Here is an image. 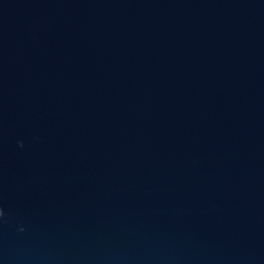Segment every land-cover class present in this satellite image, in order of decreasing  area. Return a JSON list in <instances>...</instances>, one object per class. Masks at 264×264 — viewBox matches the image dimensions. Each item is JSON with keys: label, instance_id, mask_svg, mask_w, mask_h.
<instances>
[{"label": "water", "instance_id": "1", "mask_svg": "<svg viewBox=\"0 0 264 264\" xmlns=\"http://www.w3.org/2000/svg\"><path fill=\"white\" fill-rule=\"evenodd\" d=\"M0 264H264V0H0Z\"/></svg>", "mask_w": 264, "mask_h": 264}]
</instances>
